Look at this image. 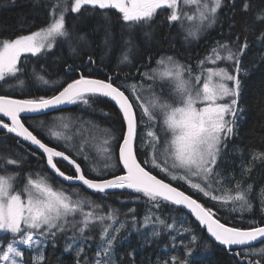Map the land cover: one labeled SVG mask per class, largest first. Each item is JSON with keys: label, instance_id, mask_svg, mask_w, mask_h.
Instances as JSON below:
<instances>
[{"label": "snow or ice", "instance_id": "snow-or-ice-1", "mask_svg": "<svg viewBox=\"0 0 264 264\" xmlns=\"http://www.w3.org/2000/svg\"><path fill=\"white\" fill-rule=\"evenodd\" d=\"M180 2L53 0L44 26L14 37H0V81L17 78V74L25 71L20 66L25 54L37 57L64 42L74 52L77 48L73 43L86 47V34L74 36L67 28L69 12L78 15L88 12L90 17H95L97 26L104 29L106 45L113 38L114 26L119 25L122 37L125 32L128 36L124 40L126 50L121 63L129 59L135 46L132 37L137 30L143 31L145 37H151L150 29L158 10H169L166 16L169 27L178 24L185 32V39L198 38L202 32L222 25L224 21L228 22L227 35L233 34L232 29L237 26V0H183L186 7L194 6L193 12L183 11ZM239 12L244 35L238 32L233 40L217 41L197 62L195 69L174 56H161L156 60L155 68L150 63L146 66L147 71L140 72L138 68L141 80L152 82L147 89L143 84L117 83L119 70L105 79L80 74L78 78L60 82L49 81L33 69L35 78L45 85H53L55 94L26 99L0 95V131L5 136L12 134L16 148H24L25 143L29 146L23 153L7 147L6 142L5 147L0 148V232L10 234L6 243L0 239V264H47V243L52 242L55 247L58 236H66V252L73 250L79 242L74 249L76 264H117L115 245L125 228L118 220L120 210L109 205L105 212L104 205L91 196L81 195V188L105 196L111 190L130 191V194H136L135 199H145L149 208L143 223L137 221L134 208L128 210L136 230L152 225L150 236L153 238H158L164 231L169 235L176 232V236H172V246L184 249L182 255H171L162 264H190L195 251L193 245L198 241L193 234L188 243L183 240L177 243V236L193 232V229L181 223L177 231L175 219L169 223L158 214L162 207L187 210L185 214L194 217L193 223L198 222L215 242L239 258L237 264H264V187L256 197L262 220L250 222L247 228L221 222L217 210L200 199L203 197L225 209L231 206L232 212L241 214L255 211L252 195L255 187L246 181L257 164L264 165V149L253 148L246 163L241 159L239 179L228 173L224 165L228 163V143L238 136L244 111L239 104L242 57L249 47L246 33L254 30L248 24L247 15L252 14L253 24L264 25V0H260L259 6L254 0H240ZM257 40L264 45V31L259 33ZM85 54L88 63H96L91 52ZM148 59L151 62L153 57ZM67 68L69 72L74 70L72 65ZM157 82L159 92L156 91ZM18 83L23 84V81L18 80ZM94 97L108 98L117 109L116 117L122 118L120 137L109 133L103 140L102 149H98L107 161L103 173L86 152L89 141L95 138L91 135L92 129L80 128L68 135L65 130L70 124L64 117L57 118L61 130L48 128L49 137L58 142L65 141V148L77 135L80 136L81 143L79 147L73 144V151L76 156H82L89 170L96 174L95 178H90L73 155L45 143L34 129L26 126L21 114L55 110L64 104L89 105ZM141 125L147 129L143 135L139 131ZM40 127H48L47 122L40 121ZM112 142L118 144L117 164L122 168L121 174L107 177L106 172L115 167L111 163ZM260 143L264 145V138ZM141 149L144 160L140 159ZM236 151L243 157L242 150ZM29 156L44 166L35 173L25 172L23 165ZM61 160L74 168V174H67L58 167ZM63 182H68L67 188ZM57 183L60 187L55 186ZM182 185H187L191 192L181 190ZM95 226H98L99 242L94 256L89 259L83 245L95 239L89 235ZM69 232L71 235H66ZM257 244L261 246L256 247ZM234 247L238 250L234 251ZM26 253L29 254L27 258Z\"/></svg>", "mask_w": 264, "mask_h": 264}, {"label": "trees", "instance_id": "trees-1", "mask_svg": "<svg viewBox=\"0 0 264 264\" xmlns=\"http://www.w3.org/2000/svg\"><path fill=\"white\" fill-rule=\"evenodd\" d=\"M52 2L53 0H0V37H14V35L26 34L29 31H35L39 27L44 26L48 22V11ZM254 3L259 6L260 0H254ZM239 6L240 0H237V14L235 17L237 26L232 29V35H227L229 32L228 22L224 21L222 25L217 24L213 28L207 29L203 35H200L196 39L190 37L185 39V32L180 29L178 24L170 28L166 21L169 10H158V14L150 29L151 37H145L143 31L137 30L132 37L135 46L129 53L128 61L124 63L120 61L126 50L124 40L128 36L125 32L122 37L119 25L114 26L113 38L106 45L104 29L97 26V19L95 17H90L88 12H82L79 15L69 12L66 16L67 28L74 36L86 34L87 46L81 47L73 43V46L77 48L74 52L69 47V44L64 42L58 43L53 51L47 54L41 53L37 57L25 54L21 57L20 62V66L25 71L17 74V78H7L5 81H0V95H9L16 99H26L39 98L40 96L49 97L55 94L52 89L49 91L39 90V86L44 84L35 78L33 69L49 81L60 82L78 78L80 74L92 78L105 79L108 75H115L117 70H119L120 79L117 83L136 84L143 82L137 74V69L139 68L140 72L149 70L146 67L149 63L152 68H155L156 60L161 56H174L185 64H191L195 69L197 62L210 52L217 41L233 40L235 39V33L238 32L242 36L244 35L240 27L243 23V18L239 12ZM247 21L254 30L246 33L249 47L242 57V72L240 76L241 96L239 104L244 111L241 113L242 118L239 121V134L228 143L226 150L228 163L224 165L227 172L235 174L237 179L241 178V159L243 158V161L246 163L249 159V153L253 148L264 149V145L260 143L261 139L264 138V45L257 40L259 33L264 31V25L253 24L251 13L247 15ZM86 52L92 53L93 59L96 61L95 64L88 63ZM149 56L153 57L151 62H149ZM67 65H72L74 70L69 72ZM117 66H119V69H117ZM126 76L127 80H125ZM18 80L23 81V84L18 83ZM9 85L12 87H9ZM20 87L23 88L22 91L15 90ZM68 105L49 114L76 113L78 110H84V112L85 110L87 112L92 110L107 112L110 114L112 120L110 124L115 128L117 138L120 137L122 118L118 119L116 117L115 113L117 109L106 98L94 97L91 105L88 107L81 106L80 103ZM49 114L38 117L49 116ZM38 117L23 118V122L26 126L34 129V133L42 138L45 143L57 147L58 150H63L51 142V140L38 133L31 125L30 119ZM139 131L142 132V127H140ZM5 142L7 147H12L15 151L21 153L24 152V148L29 147L25 144L24 148H16L13 137L9 134L5 136V133L0 131V148L5 147ZM237 149L243 151V157H241L240 151H236ZM116 158L118 160V144ZM140 159H145L143 149H141ZM77 162L81 163L78 160ZM43 166V163L38 164L35 157L29 156L23 165V170L35 173ZM81 166L85 174L88 175L83 164ZM58 167L67 174H74V169L62 161H59ZM121 168L117 164L113 174H121ZM246 182L253 183L255 187V191L252 194L255 204V211L253 213L245 212L241 214L240 212H232L231 206L227 209L221 208L219 205L203 197H200L201 202L205 203L208 207L216 209L221 222L227 223L230 226L247 228L250 226V222H261L260 205L256 197L260 188L264 187V165L257 164L251 173L250 179ZM173 183L175 184L176 182ZM63 184L64 187H68V184ZM55 186L60 187V184L57 183ZM17 187H20V185L18 184ZM181 190L191 192V189L187 185H182ZM81 195L91 196L93 200L104 205L103 210L105 212L109 205L114 209L120 210L118 220L125 225V228L119 234V239L115 245L117 264H158V262L162 264L163 260L171 255H182L184 253L182 247L173 248L172 246V236H176V232H172L169 235L167 231H164L158 238H153L150 236L153 228L152 225H149L147 229L136 230L131 219L132 214L128 210L134 208L136 210L135 216L137 221L143 223L144 216L149 208L145 199H135L134 196L136 194H130V191L109 193L105 196L104 194H94L83 188H81ZM193 195L195 198L196 194L193 193ZM158 214L169 223L175 219L177 231L180 230L179 226L181 223L185 227L193 229V232L176 237L177 243L180 240L188 243L193 234L198 237L197 243L193 245L195 251L190 257V264H237L239 258L233 256L226 248L212 242L205 234V231L198 226V223H193L194 220L186 216L184 211H175L172 208L162 207ZM116 226L119 225L117 224ZM66 235L70 236L71 232ZM89 235L94 236L95 239L88 241L83 246L85 247L87 257L91 259L97 250L96 245L99 242L98 226H95ZM9 238V234L3 235L0 233V239H3L5 243ZM66 243V236H58L55 240V247H53L52 242L47 243L45 249L47 264H76L74 249L79 246V242L77 245H74L73 250L68 252L64 250ZM205 244L208 246L205 247ZM260 246L256 245V247ZM129 253H132V255H129ZM28 255L26 253V258Z\"/></svg>", "mask_w": 264, "mask_h": 264}, {"label": "rangeland", "instance_id": "rangeland-1", "mask_svg": "<svg viewBox=\"0 0 264 264\" xmlns=\"http://www.w3.org/2000/svg\"><path fill=\"white\" fill-rule=\"evenodd\" d=\"M180 8L183 11H187V12H193L195 10L194 6L186 7L183 4V0H181V2H180ZM204 32H202L200 35H203ZM190 38L196 39L195 37H190ZM53 49L51 51H53ZM51 51L45 50L44 52H42V54H47ZM155 67H156V64H155ZM161 71H162V69H161ZM151 83H152L151 81H143V82H140L139 84H143L144 88L147 89L148 85ZM52 88H53V85H51V84H48V85L44 84L42 86H39L40 91H49ZM22 89L23 88L20 87L19 89H15V90L22 91ZM156 91L157 92L160 91L159 82H157V84H156ZM144 94L147 95V92H145ZM71 105L72 104H69L68 106H71ZM90 105L91 104H89V105L81 104V106H86V107H88ZM104 113H107V112H101L98 110H92L89 112H87L85 110V112H84V110H78L76 113H70L69 112L68 114H62V113L52 114V115L49 114V116L38 117V118L30 119V120H31V125L35 128V130H37L38 133L42 134L45 138L51 140V142H53L59 148L66 150L69 154L73 155L78 161L81 162V164H83L88 175L95 178L96 174L89 170V165L84 163L83 157L82 156H76L75 151H73V144L76 147H79V145L81 143L80 136L77 135L76 138L72 142L68 143L67 148H65V141L61 140L58 142L55 139H51L49 137L48 128H54L56 130H61L59 127L60 122L57 118L64 117L65 121L70 124V128L68 130H65L66 134H68V135H72V133L76 132L80 128L92 129L91 135L95 138L89 141L87 148H86V152L91 157L95 166L103 173L105 171L103 166H104V163L107 161L105 160L104 154L101 151H98V149H102L103 140L105 138H107L109 133L112 136H116L115 128L113 126H111V124H110L112 122L110 114L106 116V115H104ZM137 113L139 114V109H137ZM40 121L47 122L48 127H40ZM93 125L98 126V128H94ZM141 127H142V132H140V133H141V135H143L146 133L147 129L143 125H141ZM105 130H107V132ZM137 143L139 146V141ZM116 149H117V144L115 142H112L111 143V153H112L111 163L113 165H115V167L112 169H109L106 172V176L113 174L115 172L116 167H117ZM0 233L3 234L2 232H0Z\"/></svg>", "mask_w": 264, "mask_h": 264}, {"label": "water", "instance_id": "water-1", "mask_svg": "<svg viewBox=\"0 0 264 264\" xmlns=\"http://www.w3.org/2000/svg\"><path fill=\"white\" fill-rule=\"evenodd\" d=\"M105 98V97H104ZM107 100H108V98H106ZM68 104H64V105H60V106H58V108L57 109H55V110H45V112H42V113H22L21 114V117H22V119L23 118H32V117H38V116H43V115H46V114H49V113H52V112H55V111H57V110H60V109H62V108H64V107H66ZM5 120H6V118H5ZM3 132V131H2ZM9 135H11L12 136V134H9ZM26 144V143H25ZM27 145V144H26ZM28 146V145H27ZM34 150V149H33ZM62 161V160H61ZM62 162H64V163H66V164H68L66 161H62ZM69 165V164H68ZM69 166H71V165H69ZM72 167V166H71ZM122 167V166H121ZM73 168V167H72ZM74 169V168H73ZM63 183H65V184H68V182H63ZM87 191H90V190H87ZM91 192V191H90ZM115 192H124V191H121V190H111L109 193H115ZM186 211L187 210H184V212L186 213ZM192 219L194 220V217H192ZM198 223V222H197ZM204 231H205V234L207 235V237L212 241V242H214V243H216V244H218V242H215L214 241V238H211L210 237V234H208L207 233V231H206V229H203ZM219 245V244H218ZM257 245H259V244H257ZM221 246V245H220ZM222 247H224V246H222ZM225 248V247H224ZM233 250H238V249H236L235 247L233 248Z\"/></svg>", "mask_w": 264, "mask_h": 264}, {"label": "bare ground", "instance_id": "bare-ground-1", "mask_svg": "<svg viewBox=\"0 0 264 264\" xmlns=\"http://www.w3.org/2000/svg\"><path fill=\"white\" fill-rule=\"evenodd\" d=\"M69 166V165H68Z\"/></svg>", "mask_w": 264, "mask_h": 264}]
</instances>
